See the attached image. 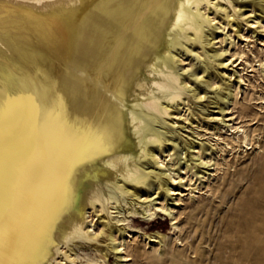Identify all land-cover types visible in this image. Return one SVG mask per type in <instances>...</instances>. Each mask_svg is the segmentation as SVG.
<instances>
[{
  "label": "bare ground",
  "instance_id": "1",
  "mask_svg": "<svg viewBox=\"0 0 264 264\" xmlns=\"http://www.w3.org/2000/svg\"><path fill=\"white\" fill-rule=\"evenodd\" d=\"M245 6L255 19L241 17ZM259 25L264 31V0H0V93L12 98L5 146L19 173L6 261L39 250V264H76L79 248L94 250L89 264H108L110 252L116 264H136L127 240L163 234L130 228L131 215L167 213L177 230L178 199L166 197L196 192L183 180L192 153L202 160L262 147L252 140L260 127L248 128L264 125V95L242 104L257 105L249 117L235 114L223 87L210 91L228 70L234 95L250 85L244 75L254 65L264 72L262 58L253 54L252 64L239 48L256 36L242 28L253 34ZM255 40L263 56L264 39ZM189 108V119L206 116L202 135L213 146L164 124ZM172 154L181 171L168 180L155 168Z\"/></svg>",
  "mask_w": 264,
  "mask_h": 264
},
{
  "label": "rangeland",
  "instance_id": "2",
  "mask_svg": "<svg viewBox=\"0 0 264 264\" xmlns=\"http://www.w3.org/2000/svg\"><path fill=\"white\" fill-rule=\"evenodd\" d=\"M240 8L241 17L249 20L255 19V16H253L254 11H250V7ZM200 10L208 11L207 8H201ZM257 13L258 11L256 10L255 15ZM254 28H252L255 30L253 34L246 27L242 28L241 31L243 33L247 35L256 34V36H251L252 41L248 42L247 45H245V41L241 42V47H239L247 54L252 64L255 63L253 54L257 55L258 58H262L264 62V55L262 56L260 45L255 40L256 37L264 39V31L261 30L263 27L259 25L258 28ZM213 46L215 47V44ZM216 46L218 49L219 43H216ZM188 61L189 59L186 60L187 63L184 64L183 68L190 67L191 62ZM253 68V71H247L246 75H244L249 79L250 85L241 86L242 95V90L237 95L233 94L236 90H233L234 87L229 82V76L226 75L230 70L224 75L222 74L220 80L215 79V84L210 88V91H213L221 86L223 87V92L226 90L225 93L228 94L229 104L234 106L235 114L243 109L249 117H253L255 110L252 107L257 105L250 103L248 107H244L242 104H248L252 101L249 100L250 97L256 98L259 94L264 95V82L261 81L264 72L260 70L257 64ZM231 71H235V68ZM198 100H200L201 104L207 105L205 97ZM208 105L209 111L218 109L213 107L214 104L210 103ZM184 107H187V105ZM183 111L176 118H171V115H164V124L175 129L180 136H184L183 138L187 140L194 139L193 141L196 144L202 141L201 143L205 145L213 146V140L208 138L209 134L202 135L203 132L207 131H204L205 124H203L206 122V116L204 115V118L198 120L193 115V118L189 119L190 108ZM182 116H187V120ZM191 120H194L193 123ZM219 124L224 125L223 122H219ZM257 128L260 129L258 136L254 135L252 140L254 142L259 140L262 144L260 148H254L255 143H253L252 148L245 149V147H240L236 153L232 154L227 151H225V154L217 152L216 155L209 152L207 158L202 154L204 156L202 160L195 153L190 155L192 160H187V163H190L188 174L185 173L186 176L182 175H184L183 180H186L187 176L191 178L190 181L186 180V182L189 188L197 186V190L196 188L194 189L196 192L184 190L182 192L183 195L177 194L166 197L167 203H174L173 197L178 199V204L174 206V215H176V223L178 225L177 230L171 224L170 215L167 213H158L151 219H144L139 213H134L129 217L130 221L128 220V224L130 223V228L137 227L140 231L149 234L156 232L160 235L163 234L158 242L146 243L139 237L134 240L133 238L131 240L128 239L129 241L127 240V251L131 254L136 264H264V192L262 190L264 181L261 178L264 174V125L254 123L248 129ZM185 154L182 153V156ZM174 156L175 154H172L170 159L169 155L166 156L164 165H158V168H155V170L161 171V176L164 179L170 180L168 178L169 175H177V171H181L177 167V163L172 161ZM187 157L181 158L180 161ZM212 160L216 161L217 164H211ZM204 161H206L205 164H203ZM209 168L210 171H208ZM203 171L206 173L210 172V176L203 178L201 176ZM166 175L167 177H165ZM172 186H178V184ZM155 194L152 193L148 196L152 197ZM94 218H96V215ZM136 234L133 233V237ZM94 253L92 249L81 250L77 248L75 263L89 264V259L93 260L96 257ZM115 261L116 254L110 252L108 264H116Z\"/></svg>",
  "mask_w": 264,
  "mask_h": 264
},
{
  "label": "snow or ice",
  "instance_id": "3",
  "mask_svg": "<svg viewBox=\"0 0 264 264\" xmlns=\"http://www.w3.org/2000/svg\"><path fill=\"white\" fill-rule=\"evenodd\" d=\"M11 99V97L0 93V264H39V250H36L34 255L25 262L15 259L6 261L5 259L8 247L5 215L12 204L15 188L19 181L18 169L5 146V128L12 115L9 109Z\"/></svg>",
  "mask_w": 264,
  "mask_h": 264
}]
</instances>
